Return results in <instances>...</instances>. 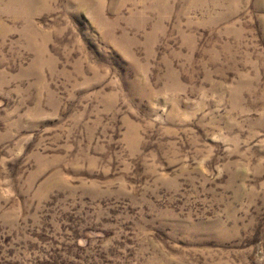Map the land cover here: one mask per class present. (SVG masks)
Segmentation results:
<instances>
[{"label": "rangeland", "instance_id": "obj_1", "mask_svg": "<svg viewBox=\"0 0 264 264\" xmlns=\"http://www.w3.org/2000/svg\"><path fill=\"white\" fill-rule=\"evenodd\" d=\"M0 264H264V0H0Z\"/></svg>", "mask_w": 264, "mask_h": 264}]
</instances>
